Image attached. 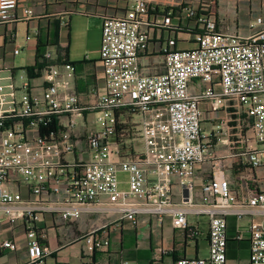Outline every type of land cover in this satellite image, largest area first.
I'll return each mask as SVG.
<instances>
[{
  "label": "built area",
  "instance_id": "built-area-1",
  "mask_svg": "<svg viewBox=\"0 0 264 264\" xmlns=\"http://www.w3.org/2000/svg\"><path fill=\"white\" fill-rule=\"evenodd\" d=\"M17 5L0 0V25L33 16L25 9L17 17ZM252 28L248 36L220 31L216 0L176 7L126 0L121 14L103 16L104 89L86 103L67 93L74 74L68 63L47 64L35 90L24 77L16 87L0 76V227L22 232L25 264H43L48 233L84 215L107 221L84 235L91 253L109 247L96 234L111 217L136 226L139 215H168L176 229H186L188 217L206 218L207 256L175 264H226V219H236L240 241V221L248 218L249 263L264 264V20L256 17ZM165 30L173 38L159 46L163 70L150 74L139 61L155 31ZM183 33L180 41L191 47L176 50ZM131 118L141 148L127 141L126 153L119 128ZM234 119L238 135L221 156L210 137L224 134L228 146ZM202 123L210 133L203 135ZM235 158L248 172L234 174L245 193L232 189L233 171L224 164ZM118 173L126 174L127 190L118 189ZM0 248L15 251L14 237L0 240Z\"/></svg>",
  "mask_w": 264,
  "mask_h": 264
},
{
  "label": "crops",
  "instance_id": "crops-1",
  "mask_svg": "<svg viewBox=\"0 0 264 264\" xmlns=\"http://www.w3.org/2000/svg\"><path fill=\"white\" fill-rule=\"evenodd\" d=\"M148 1L165 7H176L193 0ZM125 3L126 0H18L15 15L20 17L25 9H30L33 16L11 25H0V76L11 77L16 87H20L16 84V79L21 82L24 77L29 82L30 89L35 90L42 82L43 69L40 71V77L36 79H29L25 69L35 64L36 46L40 39L46 44L43 58L46 53L50 55L48 60L44 58L45 65H72L74 74L69 81L67 93L78 97L82 104L86 103L89 93H101L104 89L103 70L99 62L103 16L121 14ZM249 3V0H216L218 29L240 36L252 34L255 29H251L254 20L250 19ZM236 14L245 17L244 29L226 28L221 25L222 20H232ZM164 32L167 33V40L173 38L166 30L161 33L155 31L150 51L139 61L140 66L146 68L150 74L163 70V59L158 50L160 45L162 48L166 45L163 40ZM185 38L184 33L177 37L174 46L176 50L191 47L180 41ZM15 50L18 51L16 55L13 54ZM16 72L19 74L16 75ZM25 94L26 92L20 89L16 93L17 97H24ZM235 173L234 171L232 178H229L232 189L239 193L241 186L238 185L239 180L235 178ZM120 174L124 173H118L117 176ZM125 181H119V186L126 185ZM137 219V225L133 226L126 220L109 218L112 223L96 234L106 237L109 247L92 253L86 250L83 237L90 226L100 227L105 222L107 224L105 219L84 215L75 222H59L42 243L47 251L43 264H175L183 258L207 256L206 218L188 217L186 229L174 228L172 217L168 215L162 218L139 215ZM44 220L49 221L47 217ZM226 223V264H250L247 233L243 240L237 241L234 239L236 219L228 217ZM39 225L44 226L45 223ZM11 237H14L17 248L13 252L0 248V264H25L27 254L22 232L15 231L10 234L6 225H2L0 240ZM240 250L246 255L245 259L238 258ZM201 253H204V257H200Z\"/></svg>",
  "mask_w": 264,
  "mask_h": 264
},
{
  "label": "rangeland",
  "instance_id": "rangeland-1",
  "mask_svg": "<svg viewBox=\"0 0 264 264\" xmlns=\"http://www.w3.org/2000/svg\"><path fill=\"white\" fill-rule=\"evenodd\" d=\"M175 2H178V1H181V0H174ZM249 4L251 5V11H250V19L251 20H255V17H261L263 20H264V1H261V0H249ZM257 9V10H256ZM245 22H246V19L245 17L242 16V14H236L235 16H233L232 20H230L229 18L226 19V20H222L221 21V25L223 27H234V28H241V29H244L245 28ZM163 40L164 42H166L167 40V33L164 32V35H163ZM19 72H16V75H18ZM41 73H39L38 77H40ZM17 78V76H15V79ZM17 82L16 84L17 85H21V82L18 81V79H16ZM204 120H207V118H204ZM229 125L231 126L230 129H228L226 127V136L229 134L230 136H228V146H226V144L224 145V142H225V135L222 134L221 136H218L217 139L214 138V137H210V140L213 144V147L215 149V151H217V153L221 156H225L226 157V153L225 151L227 150V148L230 150V142L231 141H235L236 139V136L238 135V131L236 129V125H237V122L236 120H232ZM123 127V128H122ZM121 128H119V131H120V134H122L121 136V141H122V144L125 145V148L123 150V152H126L127 151L129 152V149L131 147V144H129L127 141H132V145L134 146V149L136 151H139L140 150V144L138 142V139H137V136H136V120L135 118H131L130 120H126L125 123L123 124ZM201 129L203 131V135H206L207 133H210V126L209 125H206L204 123L201 124ZM121 130H122V133H121ZM84 133H85V130H84ZM83 145V144H82ZM130 145V146H129ZM239 145H237V148ZM82 148H84V145L82 146ZM128 155V154H127ZM228 160V158H227ZM225 164V167H229L228 169H231V172L235 171L237 173H244L245 175L248 174V172L246 171V169L240 165L239 161L237 158H235L234 160H231V162H224ZM208 171H210L209 167L208 166H204L202 167V172L201 174H205V176L207 177L208 176ZM231 177V176H230ZM118 178V181H125L127 176L125 174H120L117 176ZM232 178V177H231ZM236 188H239V187H236ZM118 189L121 191V190H127V186L126 185H123V184H120V186L118 187ZM239 193H245L246 192V189L244 187V185H242L240 188H239ZM247 220H249L248 218H245L243 220L240 221V231L242 233H244V235H246V227H247ZM240 255H238V258L241 260L242 259H245L246 258V255L243 252V250H240L239 251ZM200 257H204V253H201ZM240 262H243V261H240ZM244 263V262H243Z\"/></svg>",
  "mask_w": 264,
  "mask_h": 264
},
{
  "label": "trees",
  "instance_id": "trees-1",
  "mask_svg": "<svg viewBox=\"0 0 264 264\" xmlns=\"http://www.w3.org/2000/svg\"><path fill=\"white\" fill-rule=\"evenodd\" d=\"M46 48V44L42 40L37 41L36 52H35V64L32 67L26 68L27 77L29 79H36L40 73V71L46 66V62L43 58L44 49ZM232 147V145L230 146ZM237 150L236 146L234 148Z\"/></svg>",
  "mask_w": 264,
  "mask_h": 264
}]
</instances>
